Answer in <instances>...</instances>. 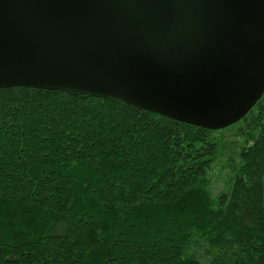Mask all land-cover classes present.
Returning <instances> with one entry per match:
<instances>
[{
  "label": "trees",
  "instance_id": "1",
  "mask_svg": "<svg viewBox=\"0 0 264 264\" xmlns=\"http://www.w3.org/2000/svg\"><path fill=\"white\" fill-rule=\"evenodd\" d=\"M0 264H264V93L210 130L0 88Z\"/></svg>",
  "mask_w": 264,
  "mask_h": 264
},
{
  "label": "water",
  "instance_id": "2",
  "mask_svg": "<svg viewBox=\"0 0 264 264\" xmlns=\"http://www.w3.org/2000/svg\"><path fill=\"white\" fill-rule=\"evenodd\" d=\"M13 86L223 128L264 92V0H0V88Z\"/></svg>",
  "mask_w": 264,
  "mask_h": 264
},
{
  "label": "rangeland",
  "instance_id": "3",
  "mask_svg": "<svg viewBox=\"0 0 264 264\" xmlns=\"http://www.w3.org/2000/svg\"><path fill=\"white\" fill-rule=\"evenodd\" d=\"M223 163L217 162L213 167V176H214V191H219L222 188V183L224 181V176L222 174V165Z\"/></svg>",
  "mask_w": 264,
  "mask_h": 264
},
{
  "label": "flooded vegetation",
  "instance_id": "4",
  "mask_svg": "<svg viewBox=\"0 0 264 264\" xmlns=\"http://www.w3.org/2000/svg\"><path fill=\"white\" fill-rule=\"evenodd\" d=\"M263 93H264V92H263ZM263 93H262V94H263Z\"/></svg>",
  "mask_w": 264,
  "mask_h": 264
}]
</instances>
